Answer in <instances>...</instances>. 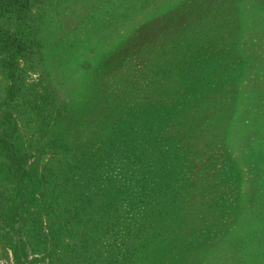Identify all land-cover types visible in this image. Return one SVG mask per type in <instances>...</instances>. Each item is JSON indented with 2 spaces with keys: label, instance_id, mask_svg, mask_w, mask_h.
<instances>
[{
  "label": "rangeland",
  "instance_id": "obj_1",
  "mask_svg": "<svg viewBox=\"0 0 264 264\" xmlns=\"http://www.w3.org/2000/svg\"><path fill=\"white\" fill-rule=\"evenodd\" d=\"M30 2L0 49V225L18 206L32 264H264V0Z\"/></svg>",
  "mask_w": 264,
  "mask_h": 264
},
{
  "label": "trees",
  "instance_id": "obj_2",
  "mask_svg": "<svg viewBox=\"0 0 264 264\" xmlns=\"http://www.w3.org/2000/svg\"><path fill=\"white\" fill-rule=\"evenodd\" d=\"M30 0H0V16L2 18L8 17L7 15L12 18V20L15 22V30H2L0 28V49L2 54L6 57V60L10 64H13L14 61H16L17 56L22 55L27 46V39L25 37L26 31L23 29V25L26 24V16L30 12ZM15 76V74L12 72V76ZM10 97L13 98L14 95V89L10 90ZM72 113V112H71ZM58 117L56 119H52L51 121L58 124H64L68 120L69 117V109L65 107H59L58 109ZM139 135V134H138ZM3 147L6 149L8 153V160L11 161L10 170L12 172V175L14 177H18L19 181L21 183L25 182V187L28 185V179L29 177L25 178L28 174L23 168H22V156L20 158L19 150L17 146L13 145V143H9L7 140L3 141ZM141 184L140 186L146 187L151 184V179L153 178L148 174L146 171V168L144 171L141 172ZM26 175V176H25ZM34 175L30 176V179H34ZM36 179V178H35ZM127 181L132 182V178L128 179ZM144 189V190H145ZM68 204V202L62 204L60 201L57 202V208H60L62 210H66L65 205ZM75 207V208H74ZM82 209V206L77 205L75 202L72 204V208L68 210L72 211V213L75 215L78 214V211ZM141 208V207H140ZM97 210L93 211L89 214L91 216L92 214H96ZM88 216V217H89ZM20 210L18 206H15L10 213L7 214V219L4 225H0V229H6V236L5 238L8 240V244H10L13 252L14 259L16 263L21 262L22 264H32V261L29 259V254L31 253V247H33V244L29 241L34 239V237H37L36 234H25L22 232L21 228H15V224L23 223L20 221ZM71 221V220H70ZM70 224V222H69ZM68 224V225H69ZM131 225V224H130ZM124 230H127V228H123ZM14 233L16 236H14ZM2 236V235H1ZM29 238H32L29 240ZM113 258H108V260L104 261L105 264H118L114 262ZM88 262V260H86ZM129 264V261L126 259L121 262V264ZM86 264V263H85ZM89 264V262L87 263Z\"/></svg>",
  "mask_w": 264,
  "mask_h": 264
}]
</instances>
